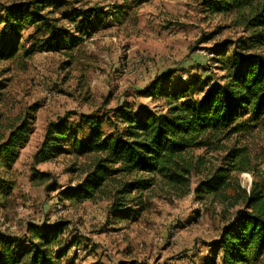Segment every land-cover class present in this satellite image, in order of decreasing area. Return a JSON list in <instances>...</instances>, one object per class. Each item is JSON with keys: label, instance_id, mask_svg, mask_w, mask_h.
I'll list each match as a JSON object with an SVG mask.
<instances>
[{"label": "rangeland", "instance_id": "374dc122", "mask_svg": "<svg viewBox=\"0 0 264 264\" xmlns=\"http://www.w3.org/2000/svg\"><path fill=\"white\" fill-rule=\"evenodd\" d=\"M28 1L0 0V21L3 6ZM54 3L58 6L50 5V16L70 33H75L73 10L124 8L115 17H100L101 25L72 46L70 56L40 48L44 33L24 26L20 46L36 43V51L28 58L0 61V113L33 117L28 141L5 174L14 188L7 199H0V238L22 239L28 225L62 222L67 225L60 237V248L66 249L61 264H220L215 243L238 219L242 201L233 202L236 191L222 203L199 201L194 189L219 165L222 152L194 151L206 165L192 173L189 193L177 197L166 188H152L142 195L144 208L134 221L115 220L106 200L76 203L61 196L86 179L89 157L62 152L38 162L34 156L48 123L58 119L76 124L81 114L95 117L101 119L103 133L113 135L124 128L117 116L122 109L164 115L163 98L141 94L157 78L168 76L171 88L189 85L187 97L199 100L209 86L221 83L222 57L217 53L225 46L227 57L246 34L234 16L214 14L202 0ZM1 27L0 22V36ZM85 131L88 134V127ZM226 145L248 150L251 171L234 173L247 193L251 182L264 181V117L248 134L232 136ZM37 173H47L48 180L41 182ZM254 264H264V253Z\"/></svg>", "mask_w": 264, "mask_h": 264}, {"label": "trees", "instance_id": "16d2710c", "mask_svg": "<svg viewBox=\"0 0 264 264\" xmlns=\"http://www.w3.org/2000/svg\"><path fill=\"white\" fill-rule=\"evenodd\" d=\"M202 4L214 14L234 16L246 34L227 57L225 46L217 53L222 57L221 83L209 86L199 100L192 101L187 97L189 85L171 88L168 76L157 78L141 94L163 98L164 115L122 109L117 116L124 128L113 135H105L101 119L95 117L81 114L76 124L58 119L48 123L34 158L48 161L62 152L89 157L91 170L86 179L61 191V196L76 203L106 200L115 220L134 221L144 208L142 195L152 188H166L177 197L189 193L192 173L206 165L194 151L222 152L219 165L210 168L194 193L199 201L222 203L236 191L233 202L242 201L243 209L222 230L216 251L221 254L220 264H254L264 253V181L251 182L247 193L238 185L234 173L251 171L249 153L245 146L228 147L226 142L232 136L248 134L264 117V0H202ZM50 5L58 6L54 0L3 6L0 61L28 58L36 51V43L20 46L24 26L44 33L40 48L70 56L72 46L101 25L100 17H115L124 8L73 10L75 33H70L58 18L50 16ZM121 19L120 14L115 21ZM32 119L28 114L10 117L0 113V199H7L14 188L5 174H10L28 141ZM36 175L41 182L49 178L47 173ZM66 225H28L27 237H1L0 264H61L66 249L60 248V237Z\"/></svg>", "mask_w": 264, "mask_h": 264}, {"label": "built area", "instance_id": "2783aa9c", "mask_svg": "<svg viewBox=\"0 0 264 264\" xmlns=\"http://www.w3.org/2000/svg\"><path fill=\"white\" fill-rule=\"evenodd\" d=\"M47 96H49V94H47ZM57 209L60 210L61 209V206L60 205H57Z\"/></svg>", "mask_w": 264, "mask_h": 264}]
</instances>
